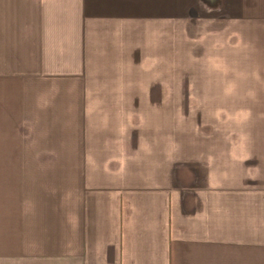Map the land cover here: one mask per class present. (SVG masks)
Wrapping results in <instances>:
<instances>
[{"label":"crops","instance_id":"obj_1","mask_svg":"<svg viewBox=\"0 0 264 264\" xmlns=\"http://www.w3.org/2000/svg\"><path fill=\"white\" fill-rule=\"evenodd\" d=\"M224 25L263 47L264 0H0V264H264V133L142 110L264 108L174 82L176 35Z\"/></svg>","mask_w":264,"mask_h":264},{"label":"rangeland","instance_id":"obj_2","mask_svg":"<svg viewBox=\"0 0 264 264\" xmlns=\"http://www.w3.org/2000/svg\"><path fill=\"white\" fill-rule=\"evenodd\" d=\"M192 28L184 37L176 35L175 77L176 84H216L217 90L232 84L264 83V52L262 45L244 43L247 37L232 38L228 25L220 29ZM205 34L206 36L202 35ZM184 39L183 41H180ZM207 101L195 108H182L180 98L169 109H142L144 118L152 116L161 122L151 128L169 127L176 132L192 129L197 119L215 120L223 134L227 132L264 133V108L237 107L245 104V92H206ZM222 95V99L217 95ZM203 98V97H202ZM241 99V100H240ZM240 100V101H238ZM202 105V104H201ZM127 111L130 109H122ZM192 117V118H190Z\"/></svg>","mask_w":264,"mask_h":264}]
</instances>
